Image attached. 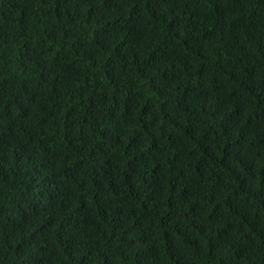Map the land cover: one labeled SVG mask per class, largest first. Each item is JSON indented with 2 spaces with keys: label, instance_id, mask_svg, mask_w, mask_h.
I'll list each match as a JSON object with an SVG mask.
<instances>
[{
  "label": "trees",
  "instance_id": "obj_1",
  "mask_svg": "<svg viewBox=\"0 0 264 264\" xmlns=\"http://www.w3.org/2000/svg\"><path fill=\"white\" fill-rule=\"evenodd\" d=\"M0 264H264V0H0Z\"/></svg>",
  "mask_w": 264,
  "mask_h": 264
}]
</instances>
